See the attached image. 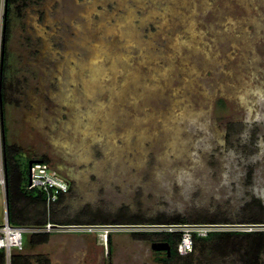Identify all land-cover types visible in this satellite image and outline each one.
Here are the masks:
<instances>
[{
    "label": "rangeland",
    "instance_id": "obj_1",
    "mask_svg": "<svg viewBox=\"0 0 264 264\" xmlns=\"http://www.w3.org/2000/svg\"><path fill=\"white\" fill-rule=\"evenodd\" d=\"M6 53L4 141L21 188L28 159L45 161L70 182L46 211L98 225L31 245L26 232L21 262L249 264L244 237L161 263L151 244L162 231L100 224L222 219L210 226L264 231L245 224L264 223V0H12Z\"/></svg>",
    "mask_w": 264,
    "mask_h": 264
},
{
    "label": "trees",
    "instance_id": "obj_2",
    "mask_svg": "<svg viewBox=\"0 0 264 264\" xmlns=\"http://www.w3.org/2000/svg\"><path fill=\"white\" fill-rule=\"evenodd\" d=\"M12 3V0H6L7 5V15H6V30L3 33V43H2V60H1V71H0V113L3 114L2 110V100L4 98V95L2 93V85L4 80V73L6 69V47L8 43V17H9V9L10 5ZM223 101L220 100L219 105L223 106ZM3 121V120H2ZM1 131L4 134V126L1 124ZM1 133V135H3ZM3 144V169L5 173V194L8 204V223L10 226L13 227H20V228H28V229H39L43 228L46 224H51L53 226H59L62 228L67 227H89L92 228L94 226H98L94 222H83V221H75L72 222H66V221H59L55 220L54 216H52L49 211H46L45 206V195L44 193L39 189H27V184L24 186V188H21V175L18 173V169H16V165L11 157V152L14 150H10L9 146L6 144V141H2ZM30 160H37L34 158H29ZM42 161V160H40ZM45 162V161H43ZM46 163V162H45ZM69 191V190H68ZM65 197V195H62L58 198L54 205L59 204L62 199ZM24 201L28 204L35 203L40 207V211L36 213L35 215L30 213L28 208H25L24 206H21V202ZM52 206V207H53ZM230 222H227L226 220L222 219H212V220H202V221H194V222H186L185 220H172V221H162V220H156V221H145V220H127L124 222H116L113 224H100L101 226H107L111 225L113 227H121V226H157V225H175V224H203V225H217V226H224L229 224ZM244 224V223H243ZM245 224L248 225H260L264 224L262 222L257 221H251L246 222ZM34 236L35 237H42L44 238L43 241H46L48 234L47 233H33L31 235V242H34ZM231 237H244L245 240L251 241L253 243H249L247 245L246 249V256L250 257L249 264H259L258 259L259 257L264 255V231L255 230L250 232H240V231H213L208 234L205 238H195L194 240V247L193 252L190 253L187 256L179 257L176 254L175 247L178 241V234H166L162 236V238L158 241H162L167 243L171 248V255L168 258L166 254H159L155 253V255L158 257V261L161 263H167L169 261L173 260H186V258H190L195 253L204 252L205 254H208L211 250L207 248L210 243L219 241L222 239H228ZM218 243V242H217ZM254 243H257L254 245ZM161 256V258H159ZM21 256L20 255H12L10 257V264H28L26 262H21ZM5 263L4 253L0 252V264Z\"/></svg>",
    "mask_w": 264,
    "mask_h": 264
},
{
    "label": "built area",
    "instance_id": "obj_3",
    "mask_svg": "<svg viewBox=\"0 0 264 264\" xmlns=\"http://www.w3.org/2000/svg\"><path fill=\"white\" fill-rule=\"evenodd\" d=\"M28 171L27 189L41 190L45 195L47 207L54 204L60 196L68 193L69 186L67 181L50 168L49 164L43 161L34 163ZM5 185L4 169L0 166V190L3 192H5ZM53 228L51 224H46L39 229L13 227L7 222L4 213L3 216H0V251H3L6 259L9 260L13 250H22L24 233L29 231H33L32 233H49ZM58 228L62 227L58 226ZM150 228L166 234H178L179 238L175 251L179 257L187 256L193 251L195 238H205L209 233L216 230L213 226L203 224L161 225V227L154 226Z\"/></svg>",
    "mask_w": 264,
    "mask_h": 264
},
{
    "label": "water",
    "instance_id": "obj_4",
    "mask_svg": "<svg viewBox=\"0 0 264 264\" xmlns=\"http://www.w3.org/2000/svg\"><path fill=\"white\" fill-rule=\"evenodd\" d=\"M4 14H3V33L6 30V15H7V5H6V0H5V4H4ZM0 117H1V124H3V114L0 113ZM3 134V133H2ZM3 140H4V134L2 135ZM41 162L40 160H30L28 161V170H30L31 166L34 163H38ZM5 218L8 222V204H7V199H6V194H5ZM54 228H58V226H53ZM121 227H128V226H121ZM140 227H154V226H140ZM70 228V227H67ZM151 250L153 252H164L166 254V256L169 258L171 255V249L169 247V245L167 243H163V242H155L151 244Z\"/></svg>",
    "mask_w": 264,
    "mask_h": 264
},
{
    "label": "crops",
    "instance_id": "obj_5",
    "mask_svg": "<svg viewBox=\"0 0 264 264\" xmlns=\"http://www.w3.org/2000/svg\"><path fill=\"white\" fill-rule=\"evenodd\" d=\"M0 108H1V104H0ZM2 109H3V108H2ZM1 133H2V131H1ZM1 136H2V135H1ZM2 137H3V136H2ZM2 141H3V139H2ZM7 145H8V144H7ZM9 146H10V145H9ZM2 160H4V159H3V144L1 143V140H0V164H1V161H2ZM55 203H56V202H55ZM55 203H54V204H55ZM29 244H30V245L32 244V242H31V236H30V239H29V243H28V245H29ZM0 252H3V251H0ZM17 252H20V251L13 250L12 253H11V255H10V257L12 256L13 253H14L13 255H19ZM3 253H4V252H3ZM10 257H9V260H10ZM4 258H5V254H4ZM6 260H7V259H6ZM9 260H8V261H9Z\"/></svg>",
    "mask_w": 264,
    "mask_h": 264
},
{
    "label": "bare ground",
    "instance_id": "obj_6",
    "mask_svg": "<svg viewBox=\"0 0 264 264\" xmlns=\"http://www.w3.org/2000/svg\"><path fill=\"white\" fill-rule=\"evenodd\" d=\"M87 15H90V14H88V10H87ZM71 58H72V57H71ZM72 61H73V60H72ZM73 62H74V61H73ZM72 72H74V76H77V72H76L75 69H73ZM74 76H73V77H74ZM73 79H76V78H73ZM73 82H74V84H76V80H74ZM69 99H70V100H68L69 105H70V103H71V104L75 103V102H74V99H75V98H74V95H71ZM29 232H30V231H29Z\"/></svg>",
    "mask_w": 264,
    "mask_h": 264
},
{
    "label": "flooded vegetation",
    "instance_id": "obj_7",
    "mask_svg": "<svg viewBox=\"0 0 264 264\" xmlns=\"http://www.w3.org/2000/svg\"><path fill=\"white\" fill-rule=\"evenodd\" d=\"M67 183H68V186H69L70 182L67 181ZM163 234L166 235V233H162L161 236H163ZM159 235H160V234H159ZM158 242H162V241H158ZM163 243H165V242H163ZM169 247H170V246H169ZM170 249H171V248H170ZM193 250H194V249H193ZM192 252H193V251H192ZM192 252H191V253H192ZM154 253H157V252H154ZM158 253H159V252H158ZM159 254L162 255V254H165V253H164V252H160Z\"/></svg>",
    "mask_w": 264,
    "mask_h": 264
},
{
    "label": "clouds",
    "instance_id": "obj_8",
    "mask_svg": "<svg viewBox=\"0 0 264 264\" xmlns=\"http://www.w3.org/2000/svg\"><path fill=\"white\" fill-rule=\"evenodd\" d=\"M67 181V180H66Z\"/></svg>",
    "mask_w": 264,
    "mask_h": 264
}]
</instances>
